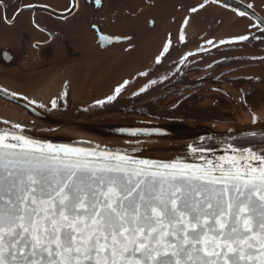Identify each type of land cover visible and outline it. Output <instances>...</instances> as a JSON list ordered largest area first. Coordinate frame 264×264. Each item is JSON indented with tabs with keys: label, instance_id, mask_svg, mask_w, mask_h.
<instances>
[{
	"label": "snow or ice",
	"instance_id": "snow-or-ice-1",
	"mask_svg": "<svg viewBox=\"0 0 264 264\" xmlns=\"http://www.w3.org/2000/svg\"><path fill=\"white\" fill-rule=\"evenodd\" d=\"M187 22L185 17L179 29L181 43ZM250 27L264 33V19ZM120 39L100 36L102 44ZM247 40L240 34L219 45ZM171 45L169 34L157 64ZM128 83L93 106L114 101ZM51 107H57L55 99ZM227 148L234 154L217 160L200 155L204 164H188L139 159L100 145L51 144L33 139L19 123L0 129V264H264V150Z\"/></svg>",
	"mask_w": 264,
	"mask_h": 264
},
{
	"label": "flooded vegetation",
	"instance_id": "flooded-vegetation-1",
	"mask_svg": "<svg viewBox=\"0 0 264 264\" xmlns=\"http://www.w3.org/2000/svg\"><path fill=\"white\" fill-rule=\"evenodd\" d=\"M193 1L196 5L205 3V0ZM238 1L247 6L251 4V9L256 15L264 19V0ZM24 5H36L37 8ZM205 5L227 11L234 18L215 20L221 30L212 25H203L200 29L184 25V43L179 41V35L171 36L172 45L166 54L169 56L168 60L165 61L168 67L155 84L150 83L155 80L153 77L146 83L148 91L153 92L156 87L163 88L169 101L185 108L186 111L194 103L207 112L214 111L215 105L220 104L223 107L220 114L213 112L212 116H203L201 120L220 118L242 122L255 115L262 124L264 33L250 27L258 22L248 16L240 17L238 12L209 0ZM18 8L20 11H17ZM184 9L187 10L185 5L170 0H100L99 5L95 0H74V5L73 0H0V93L20 100L44 114L47 119H35L41 125L68 119L71 116H54L51 114L55 113L54 111L47 110L48 107L43 109L39 105L51 104L55 99L57 105L65 101L73 107L86 106L98 99H105L106 97L90 96L92 83L88 80L101 83L105 76V60L108 56L120 54L124 57H156L164 40L169 36L170 24L174 21L172 17ZM240 34L248 35L249 40L219 45L220 39ZM101 35L120 36L121 39L102 44ZM207 40L214 41L217 46L206 44ZM201 47L208 50L198 52ZM138 49L142 50L136 52ZM189 52L193 55L185 56ZM172 55H176V59ZM181 57H184L182 62ZM134 69L136 67L132 66L130 73L118 77V84L125 80L129 83L109 104L131 103L136 96L133 93L139 92V89L145 86L139 87L137 83L135 85L137 72L135 73ZM85 79L87 80L83 84L75 83ZM67 80L69 85L64 86V81ZM118 84L109 90V95ZM12 93L17 95L13 96ZM2 94L0 102L13 105L2 97ZM23 111L26 113L25 109ZM75 115H79L77 111L74 113V119L79 118ZM186 116L198 120L196 114L188 113ZM4 122L0 121V129H10L12 125ZM23 127L27 135L59 138L55 137L59 135L57 130L53 131L45 126ZM240 129L242 128L233 131ZM186 140L185 143L173 145H182L190 153L188 157L203 155L210 160L233 155L232 150L227 148L229 143L236 148L250 147L257 153L264 150V133L208 135ZM80 144L96 145L92 141H81ZM189 145L210 148L212 151L192 153Z\"/></svg>",
	"mask_w": 264,
	"mask_h": 264
},
{
	"label": "rangeland",
	"instance_id": "rangeland-1",
	"mask_svg": "<svg viewBox=\"0 0 264 264\" xmlns=\"http://www.w3.org/2000/svg\"><path fill=\"white\" fill-rule=\"evenodd\" d=\"M170 1L178 2L181 5H185L187 8V10L184 9L181 13H176L172 17V19H174V23L172 22L170 24V30L168 32V34H171L172 37L179 35V24H183L185 17L188 18L186 25H192L194 26V29H200V27L203 25H212L219 30H221V28L217 27L215 20H228L234 18V16H232V14L228 13L227 11L212 8L206 5L202 9L198 8L196 13H191L189 9L198 6L193 0ZM159 9H161V7ZM138 34H140V32H138ZM184 34L186 33L184 32ZM193 34L198 33L193 32ZM141 50L142 49H138L136 52ZM168 57L169 56L162 57L161 63L157 64L155 62V57L153 56L137 55L136 57H124L120 56V54L109 55L105 60V76L100 81L101 83L107 82V84L98 83L99 81L94 83L92 80H88L90 83H92L90 84L92 86V88H90V96L105 98L107 95H109V90L118 84V77L130 73L132 66L136 67L134 71L135 73L137 72L135 85L136 83L139 87L146 85V83L150 81L152 77L155 79V81H157L159 76H161V73L166 67H168V63L165 62L168 60ZM172 57L176 59V55H172ZM252 65L257 66V64ZM140 72H145L147 75L140 76ZM86 80L87 79L76 81L75 83L80 85L85 83ZM67 82L69 81H64V86L69 85ZM97 85L101 87L99 88ZM164 91L165 90L161 87H156L153 92L148 91V88H146L145 92L143 93L137 92V95L131 103H105L103 106H93L94 103H90V105L86 106L76 105L73 107L71 104H68L64 101L63 103H59L55 109H52L51 104H44L43 109L48 107L47 110L55 112L51 113L54 116H58L60 114L71 116L65 120L61 119L59 124L48 125H41L33 117L26 114L19 106L0 102V121H5L11 125L19 123L35 128L45 126L47 129H52L53 131L57 130L56 133L59 135L55 137L77 143H80L81 141H92L96 145L108 146L112 149H121L127 151L147 149L149 152L162 150L174 141L162 138H127L105 136L103 132L98 130V127H95L102 124H168L180 131L187 130V128L202 126L208 127L215 131L232 132L236 128H245L260 124L258 119L253 122L252 117L245 119L242 122L235 120L227 121L220 118L214 120H201L204 118L203 116H212L213 112L214 114H220L223 110V107L220 106V104L218 106L215 105L213 106L214 111L207 112L203 111L202 108L198 107L196 103H194L186 111L185 108L169 101L168 97L165 96ZM237 110L240 111L239 109ZM256 110H258V108ZM75 111H77V114H79L75 115V117L79 118L74 119ZM188 113L196 114V116H198V120L187 117L186 115ZM186 141L187 140H178L175 142V144L185 143Z\"/></svg>",
	"mask_w": 264,
	"mask_h": 264
},
{
	"label": "water",
	"instance_id": "water-1",
	"mask_svg": "<svg viewBox=\"0 0 264 264\" xmlns=\"http://www.w3.org/2000/svg\"><path fill=\"white\" fill-rule=\"evenodd\" d=\"M213 2V0H209ZM216 3V2H213ZM218 5H221L223 7H226L230 10H233L235 12L243 11L247 13L246 16L252 18L254 21H257L259 23V17L256 15V13L249 8L246 4L238 1V0H219V3H216ZM42 9H45L46 7L39 6ZM30 8H37L36 5L31 6ZM2 94V93H0ZM1 96V95H0ZM2 97H4L6 100L12 102L13 104H16L17 106H20L21 108L25 109L28 115L36 118L37 120H45L47 119L44 114H42L37 109L27 105L26 103L14 99L8 95L2 94ZM53 123H60V121H54ZM98 127V130L100 132H103L105 136H117V137H127V138H162V139H169L173 140L175 143L178 140H186L196 137H203L208 135H241V134H261L264 133V123L259 124L257 126H251V127H245L237 131L232 132H218L214 131L208 127H194V128H187V130H176L172 126L168 124H156V125H144V124H102ZM153 128H159L160 132H139L136 135H131L127 132H121L120 129H153ZM107 134V135H106ZM33 139L47 141L51 144H72L73 146L77 147H84V148H92L89 146L84 145H78L74 144L70 140L62 139V138H54V137H40L37 135H31ZM173 143L169 144L167 147H165L162 150L152 151L149 152L147 149H142L138 152H127L129 155L136 156L139 159H152V160H160V161H170L174 159H179L184 163L188 164H204L205 161L198 159V157H188L190 154L188 150H185L182 145L174 146ZM257 152V151H256ZM253 165L256 164L255 161L252 162Z\"/></svg>",
	"mask_w": 264,
	"mask_h": 264
}]
</instances>
